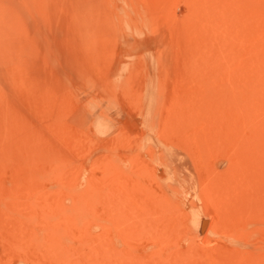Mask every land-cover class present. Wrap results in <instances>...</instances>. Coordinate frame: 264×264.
<instances>
[{"label": "rangeland", "instance_id": "obj_1", "mask_svg": "<svg viewBox=\"0 0 264 264\" xmlns=\"http://www.w3.org/2000/svg\"><path fill=\"white\" fill-rule=\"evenodd\" d=\"M0 264H264V0H0Z\"/></svg>", "mask_w": 264, "mask_h": 264}, {"label": "bare ground", "instance_id": "obj_2", "mask_svg": "<svg viewBox=\"0 0 264 264\" xmlns=\"http://www.w3.org/2000/svg\"><path fill=\"white\" fill-rule=\"evenodd\" d=\"M181 148V147H180ZM230 162V161H229ZM168 167V166H167ZM121 170V169H120ZM238 179V178H237ZM136 183V182H135ZM241 189V188H240ZM239 199V198H238ZM178 200V199H177ZM252 203V202H251ZM251 205V204H250ZM233 209V208H232ZM254 212V211H253ZM251 217V216H250ZM229 220V219H228ZM230 230V229H229ZM245 230V229H244ZM243 241V240H242ZM231 242V241H230ZM244 242H245V240H244ZM248 243V242H247ZM252 245V244H251ZM241 247V246H240ZM243 249V248H242ZM242 251V250H241ZM240 251V252H241ZM235 257V256H234ZM237 258V257H236ZM237 260V259H236Z\"/></svg>", "mask_w": 264, "mask_h": 264}]
</instances>
